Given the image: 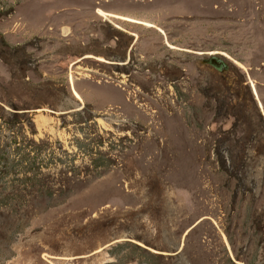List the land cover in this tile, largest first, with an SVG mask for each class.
I'll use <instances>...</instances> for the list:
<instances>
[{
  "label": "rangeland",
  "instance_id": "1",
  "mask_svg": "<svg viewBox=\"0 0 264 264\" xmlns=\"http://www.w3.org/2000/svg\"><path fill=\"white\" fill-rule=\"evenodd\" d=\"M0 264H264V0H0Z\"/></svg>",
  "mask_w": 264,
  "mask_h": 264
},
{
  "label": "water",
  "instance_id": "2",
  "mask_svg": "<svg viewBox=\"0 0 264 264\" xmlns=\"http://www.w3.org/2000/svg\"><path fill=\"white\" fill-rule=\"evenodd\" d=\"M202 62H205V63H208V64H211V65H220L222 67H225L224 63L218 58V56H208V58L206 59H203ZM219 68V67H218Z\"/></svg>",
  "mask_w": 264,
  "mask_h": 264
},
{
  "label": "flooded vegetation",
  "instance_id": "3",
  "mask_svg": "<svg viewBox=\"0 0 264 264\" xmlns=\"http://www.w3.org/2000/svg\"><path fill=\"white\" fill-rule=\"evenodd\" d=\"M210 65H211V64H210ZM212 66H213L215 69H218V67H219V69H222V68H223V67L220 68V67H221L220 65H218V66H217V65H212Z\"/></svg>",
  "mask_w": 264,
  "mask_h": 264
}]
</instances>
